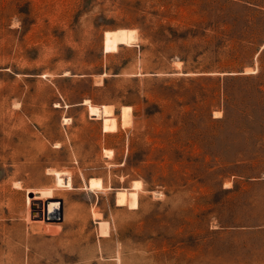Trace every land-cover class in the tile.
Segmentation results:
<instances>
[{"label":"rangeland","instance_id":"374dc122","mask_svg":"<svg viewBox=\"0 0 264 264\" xmlns=\"http://www.w3.org/2000/svg\"><path fill=\"white\" fill-rule=\"evenodd\" d=\"M0 264H264V0H0Z\"/></svg>","mask_w":264,"mask_h":264},{"label":"bare ground","instance_id":"6f19581e","mask_svg":"<svg viewBox=\"0 0 264 264\" xmlns=\"http://www.w3.org/2000/svg\"><path fill=\"white\" fill-rule=\"evenodd\" d=\"M55 179H56V183H57V186L59 185V186H67V185H69V177L66 175V174H61V173H55ZM58 186V187H59ZM50 192V190L48 191V190H40V191H34V192H32L33 193V195L36 197L35 199H42V198H45V199H47V198H49L48 196H49V193ZM51 193V192H50ZM52 194V193H51ZM51 196V195H50ZM33 198V197H32ZM47 202H48V205H47V209H46V214H50V210H51V208L54 206H56V202H54L55 201V199H49V200H46ZM37 202H39V201H33L32 203L33 204H35V203H37ZM42 201H40V203H41ZM31 203V204H32ZM42 204V203H41ZM42 210H43V208H42ZM38 212V211H37ZM43 212V211H42ZM42 212H38V214L41 216V213ZM36 220V219H35ZM44 220V219H43Z\"/></svg>","mask_w":264,"mask_h":264},{"label":"water","instance_id":"95a60500","mask_svg":"<svg viewBox=\"0 0 264 264\" xmlns=\"http://www.w3.org/2000/svg\"><path fill=\"white\" fill-rule=\"evenodd\" d=\"M49 200V199H46ZM44 200V202L41 204L40 201L31 204L30 207L32 210L39 211L41 207H43V219L46 221H54V220H59L60 219V201L58 199H55L54 202H56V206L51 208L50 214H46V209L48 202Z\"/></svg>","mask_w":264,"mask_h":264}]
</instances>
